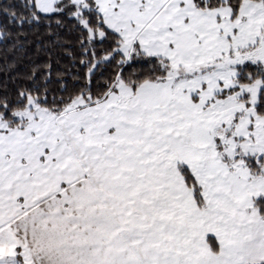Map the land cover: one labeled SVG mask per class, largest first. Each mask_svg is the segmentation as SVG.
Returning a JSON list of instances; mask_svg holds the SVG:
<instances>
[{"label":"snow or ice","instance_id":"obj_1","mask_svg":"<svg viewBox=\"0 0 264 264\" xmlns=\"http://www.w3.org/2000/svg\"><path fill=\"white\" fill-rule=\"evenodd\" d=\"M0 264H264V0H0Z\"/></svg>","mask_w":264,"mask_h":264}]
</instances>
